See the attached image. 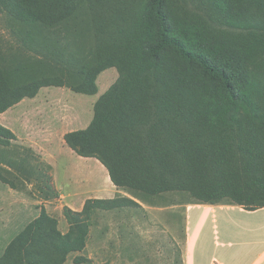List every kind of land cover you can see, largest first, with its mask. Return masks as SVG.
Instances as JSON below:
<instances>
[{"label": "trees", "instance_id": "trees-1", "mask_svg": "<svg viewBox=\"0 0 264 264\" xmlns=\"http://www.w3.org/2000/svg\"><path fill=\"white\" fill-rule=\"evenodd\" d=\"M0 1L27 46L40 48L41 27L71 19L82 4L110 0ZM96 29L102 45L91 62L71 65L74 88L97 94L96 81L110 68L119 78L98 99L90 127L67 133L66 145L98 160L117 187L264 208V0H139ZM19 82L0 68V115L58 79ZM13 137L0 124V144ZM247 181L261 193L259 206L256 196L239 195ZM138 206L128 198L87 199L81 211L65 206L66 233L42 209L0 264H65L85 249L94 210Z\"/></svg>", "mask_w": 264, "mask_h": 264}, {"label": "rangeland", "instance_id": "rangeland-1", "mask_svg": "<svg viewBox=\"0 0 264 264\" xmlns=\"http://www.w3.org/2000/svg\"><path fill=\"white\" fill-rule=\"evenodd\" d=\"M138 2L82 4L71 19L41 27L37 37L45 44L34 48L22 40L25 33H21V25L0 1V68L15 73L17 81L25 85L48 76L58 79L0 115V124L14 135L8 144H0V257L14 238L40 216L42 209L58 220L62 233L68 231L63 216L65 199L60 196L65 194L63 172L51 156L70 149L64 141L67 133L90 127L98 99L119 78L116 68L107 69L96 81L97 94H83L74 88L78 77L75 78L76 68L71 65L94 60L103 40L97 34V25L126 15ZM48 46L58 56L50 55ZM239 187L243 198L256 196L253 206L262 203L261 193L249 181ZM81 255L73 254L65 264H86L75 262L77 257L86 258Z\"/></svg>", "mask_w": 264, "mask_h": 264}, {"label": "crops", "instance_id": "crops-1", "mask_svg": "<svg viewBox=\"0 0 264 264\" xmlns=\"http://www.w3.org/2000/svg\"><path fill=\"white\" fill-rule=\"evenodd\" d=\"M51 159L63 172L60 196L72 210L91 198L139 205L94 210L85 249L68 260L83 254L86 264H264V208L250 211L228 198L205 203L187 191L149 195L117 187L98 160L71 149Z\"/></svg>", "mask_w": 264, "mask_h": 264}]
</instances>
